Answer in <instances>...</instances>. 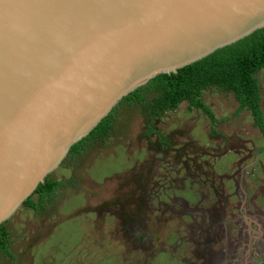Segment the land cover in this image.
I'll list each match as a JSON object with an SVG mask.
<instances>
[{
  "label": "water",
  "instance_id": "1",
  "mask_svg": "<svg viewBox=\"0 0 264 264\" xmlns=\"http://www.w3.org/2000/svg\"><path fill=\"white\" fill-rule=\"evenodd\" d=\"M264 27V0H0V226L120 103Z\"/></svg>",
  "mask_w": 264,
  "mask_h": 264
},
{
  "label": "rangeland",
  "instance_id": "2",
  "mask_svg": "<svg viewBox=\"0 0 264 264\" xmlns=\"http://www.w3.org/2000/svg\"><path fill=\"white\" fill-rule=\"evenodd\" d=\"M258 77L264 115V70ZM204 98L220 120L216 125L219 136L209 139L213 132L210 117L200 109H189L188 102L182 103L176 111L160 118L157 127L166 134L177 133L179 143H186L188 130L192 138H197L200 150L188 154L190 173L187 174L184 163L156 158L154 169L150 172L146 168L149 171L146 175L149 185L153 184L155 189L166 186V192L173 193L174 197L184 196L190 209H205V219L196 215L195 220H191L184 215L186 221L182 222L180 215L177 218L172 214L174 210H183V201L175 204L173 198H162L159 191L164 200L160 201L144 192L146 184L133 183L134 161L139 157V150L146 152L147 141L142 134L149 116L141 112L140 105H123L117 111L114 130L105 145L97 142L52 173V177L63 181L65 186L57 191L46 208L35 211L22 206L7 221L13 257L0 253V264H203L211 258L206 254L209 249L206 242H213L214 254H220L225 264L230 258L233 264L237 259L240 264H264V165H255L258 158L248 156L249 149L264 150V133L256 127L250 111L235 114L239 103L229 91L212 87L204 92ZM175 147L181 145L175 144ZM227 154H234L238 161H230L232 156ZM259 155L264 164V152ZM151 159L147 157L145 162ZM194 160L199 170H195ZM213 164L226 176L207 181L209 189L206 190L201 179L207 178L205 173ZM161 166L174 170L160 172L158 167ZM195 179L197 184L190 185ZM212 184L216 185L217 193ZM119 186H122L120 195L125 197L123 204L112 202ZM209 190L210 198H206ZM230 191L232 199L228 195ZM131 198H140L135 217L143 225L130 223L125 218L126 213L136 207L134 203L128 208L125 206ZM104 202L109 204L99 209ZM222 214L227 222L221 226L210 225L211 220L220 222ZM209 226L215 231L214 238L208 237ZM138 233L142 239H138ZM228 239L233 246L224 244L223 240ZM255 245L260 249L256 251ZM223 248L230 252L222 251ZM195 251L202 257L193 255V260L188 261Z\"/></svg>",
  "mask_w": 264,
  "mask_h": 264
},
{
  "label": "trees",
  "instance_id": "3",
  "mask_svg": "<svg viewBox=\"0 0 264 264\" xmlns=\"http://www.w3.org/2000/svg\"><path fill=\"white\" fill-rule=\"evenodd\" d=\"M261 70H264V27L181 68L177 74H160L131 92L87 137L72 146L66 160L76 159L97 142L105 145V141L114 130L117 111L123 105H140L141 112L148 114L152 124L156 117L160 119L165 114L176 111L182 103L188 102L189 109H200L210 117L212 130L215 131L220 120L204 98V92L212 87L233 94L239 103L235 114L250 111L255 125L264 132L261 81L258 77ZM63 186H65L63 181L49 175L45 183L40 184L35 193L25 201L24 206L35 211L45 209ZM11 244V231L7 223H4L0 226V253L3 256L13 257Z\"/></svg>",
  "mask_w": 264,
  "mask_h": 264
},
{
  "label": "flooded vegetation",
  "instance_id": "4",
  "mask_svg": "<svg viewBox=\"0 0 264 264\" xmlns=\"http://www.w3.org/2000/svg\"><path fill=\"white\" fill-rule=\"evenodd\" d=\"M148 119H149V117H148ZM148 119L146 121V129H145L144 133L142 134V136L147 141L146 152H145V150L143 151L142 149L139 150V153H138L139 157L136 158L135 161H134V162H136V164L135 165L133 164V166H132V172L136 176L134 175L133 183H137L138 185L140 184V185H143V186H145V184H146V191H144V192H146V194L148 196H151L152 198L153 197L160 198L159 199L160 201L163 200V199H161V197L164 198V199H166V200H168L169 198L170 199L173 198L172 201L175 204L179 203V201H183V204H182L183 210H179V211L174 210L175 212L172 214L173 216H175L177 218L180 215L181 217H179V219H181L182 222L186 221V220L183 219V216L184 215L185 216L188 215L191 220L192 219L195 220L196 215L200 216V219L201 218L202 219H205V217H204V210L205 209H203L202 207L201 208L200 207H196V209H190V207L188 206L189 203H187V200L183 199L184 196L183 197H179V196L174 197L173 193L166 192V190H165L166 186L160 185V187H158V188L155 189V187L153 186L152 183H151L152 186L149 185L150 184V180H149L148 176L146 175V171H148L150 169L149 171L151 172V169L152 168L154 169L153 166H155V164L153 165V162L156 163V161H155L156 158H169V159L174 160L176 162L175 164H177V163H184V165L186 167V169L185 168L184 169L187 170V174H189L190 173V166L188 164V160L190 158L188 157V154H190V153L191 154L197 153L200 150V146H199L200 144L198 143L197 138H192L191 137L192 136V133H190V130H188L187 133L185 131L186 137H187L186 140H185L186 143L185 144L183 142L179 143L178 138L176 136L177 133L176 134H172V133L166 134V133H163L161 131V129H159V127H157V124L159 123L160 119H158L156 117L154 119V122L152 124H150L151 119H149V120ZM191 131H193V129H191ZM262 133H264V132L262 131ZM217 136H219L217 134V132L216 131H213L212 134H211V137L209 139H211V138L212 139L217 138ZM139 142H140V139H139ZM175 144H179V145H181V147H179V148L178 147H175ZM249 151H251V152L248 153V156H250V155H253L254 156L255 155L256 158H258L257 161H256V163H255V165H257V164L264 165L263 162L261 161V157L259 155V154H261V152L262 153L264 152L263 149L262 150L261 149L254 150L255 152L252 151V149H249ZM252 152H254V153H252ZM150 156L152 157L151 161L150 162H145L146 159H147V157L150 159ZM226 156H232V159L230 161H233V160L236 161V159H234L235 158V155L234 154H227ZM221 161L222 160L218 161V166H219V164H220ZM143 162H145V163H143ZM255 165L252 166V167H255ZM194 167H195V170H199L200 169V166L196 165V161L195 160H194ZM158 168H159L160 172H161V170H164V172H166V173H170V172H172V170H174V169L164 168L163 166L158 167ZM248 169H251V168L250 167L247 168V171H248ZM240 170L242 171V169H240ZM148 172H147V174H148ZM193 173H194V171H193ZM205 175H206L207 178L206 179H201V181L204 182L202 184V186L206 190L209 189V186H208V182L207 181H214L217 176H221V177L226 176L224 174H221L216 169L215 164H213V166L208 170V173H205ZM161 176L162 175H160V177ZM189 176H192V175L190 174ZM196 176H197V172H196ZM186 178H187V176H186ZM186 178H185L184 183L187 184L188 183V179H186ZM181 180H182V178L181 179H176V182H179ZM198 182H200V181L198 180ZM196 184H197L196 179L193 182L190 183V185H194V186ZM157 185H158V183H155V186H157ZM121 187L119 186L118 188L115 189V190H117V196L113 197V199H112V202L113 203L119 204L118 202H120V203L124 202L123 200L125 199V197L123 198V196L120 195V191H119V189ZM212 187H213V190L215 191V193H217L218 192V189H217L216 185L215 184H212ZM112 188L114 189V187H112ZM162 188L164 190H162ZM159 191L161 192V197L158 194ZM166 193H168V195ZM228 195L230 196V199H232L231 191H230V193L228 192ZM129 196H132V194L130 193ZM145 198H149V197H145ZM202 198H203V196H202ZM206 198H210V190H209V192L206 193ZM139 200H140V198H138V199H132L131 198L130 200H128L127 202H125V206L127 208L130 205H132V203H134L135 206H136L134 209L130 210V212H127L126 213L125 218L129 219L130 220V223L135 222V223H139V224L143 225L142 222L139 221V220H137V218L135 217V213L139 209ZM107 204H109V203L108 202H104L101 205H99L98 207H99V209H103V208H106L107 207ZM113 205H115V204H113ZM113 205H111L112 208H113ZM105 210H108V209H105ZM213 210H215L214 207H213ZM187 213H193V215H195V216H190ZM116 215H118V217L121 218V215L118 212H116ZM216 217H217V215H216ZM221 218H222V220L220 222L218 220H211V224L210 225L215 224L216 226H221L222 223L224 224L225 222H227L224 219L223 214H222V217ZM122 219H123V217H122ZM189 228H192V226L189 225ZM194 229L197 230L198 229V226H195ZM208 230H209V231H207L208 232V237H213L214 238L215 237V235H214L215 234V231L213 230V228H210V226H209ZM224 230H225V228H224ZM203 232H204V230H203ZM137 236H138V239H142V237H141L140 234L137 235ZM223 242H224V244H226V246H233L234 245V243L232 245V242H229V239H228V241L227 240H223ZM212 243L213 242H206V244H205V246H209L208 252L206 254L207 255H210L211 258H208L207 262L206 263H203V264H225V261L220 258L221 257L220 254H218V253L214 254L213 249H212ZM257 248L260 249L259 246L255 245V250ZM222 251H224V252H230V251H227L225 248H223ZM237 251H238V248H237ZM193 255H197L199 257H202L201 256L202 254H200L198 251H195L192 254V256H190V258L188 259V261H190L193 258ZM227 255H229V253H227ZM232 262L233 261L230 258L228 260V263L227 264H233ZM235 263L236 264H240L238 262V259L235 261ZM252 264H257V263L252 262ZM258 264H260V263H258Z\"/></svg>",
  "mask_w": 264,
  "mask_h": 264
},
{
  "label": "clouds",
  "instance_id": "5",
  "mask_svg": "<svg viewBox=\"0 0 264 264\" xmlns=\"http://www.w3.org/2000/svg\"><path fill=\"white\" fill-rule=\"evenodd\" d=\"M83 139H84V138H83ZM69 153H70V152H69ZM67 158H69V154H68ZM67 158H66V159H67ZM66 159H65L64 162L61 164V166L64 165V163L67 161ZM59 167H60V166H59ZM59 167H58V168H59ZM58 168H57V169H58ZM49 175H52V173L49 174ZM49 175H48V176H49ZM23 206H24V205H23ZM21 207H22V206H21ZM21 207H20V208H21ZM20 208H19V209H20ZM19 209H18V210H19ZM6 223H7V222H6Z\"/></svg>",
  "mask_w": 264,
  "mask_h": 264
}]
</instances>
